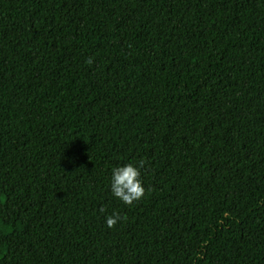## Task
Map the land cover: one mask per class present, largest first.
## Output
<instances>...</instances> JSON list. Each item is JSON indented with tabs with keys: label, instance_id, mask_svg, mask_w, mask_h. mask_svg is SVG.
<instances>
[{
	"label": "trees",
	"instance_id": "16d2710c",
	"mask_svg": "<svg viewBox=\"0 0 264 264\" xmlns=\"http://www.w3.org/2000/svg\"><path fill=\"white\" fill-rule=\"evenodd\" d=\"M0 264H264V0H0Z\"/></svg>",
	"mask_w": 264,
	"mask_h": 264
},
{
	"label": "clouds",
	"instance_id": "9594fccd",
	"mask_svg": "<svg viewBox=\"0 0 264 264\" xmlns=\"http://www.w3.org/2000/svg\"><path fill=\"white\" fill-rule=\"evenodd\" d=\"M89 63L91 60L89 59ZM143 161L128 162L119 164L111 169L108 188L115 199L123 204L131 205L135 201H139L145 195V187L142 179L141 169ZM101 212H105L103 207ZM121 219L116 212L105 216V223L108 227L114 226Z\"/></svg>",
	"mask_w": 264,
	"mask_h": 264
}]
</instances>
